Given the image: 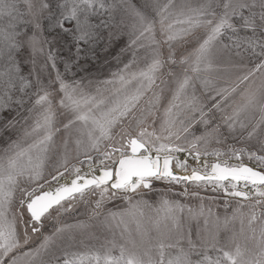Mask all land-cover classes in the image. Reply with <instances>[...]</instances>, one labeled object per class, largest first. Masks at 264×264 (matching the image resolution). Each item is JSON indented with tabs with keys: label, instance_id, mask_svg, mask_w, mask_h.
Wrapping results in <instances>:
<instances>
[{
	"label": "snow or ice",
	"instance_id": "obj_1",
	"mask_svg": "<svg viewBox=\"0 0 264 264\" xmlns=\"http://www.w3.org/2000/svg\"><path fill=\"white\" fill-rule=\"evenodd\" d=\"M233 57L255 66L222 86ZM257 72L264 0H0V264H264ZM176 185L237 210L185 230Z\"/></svg>",
	"mask_w": 264,
	"mask_h": 264
},
{
	"label": "rangeland",
	"instance_id": "obj_2",
	"mask_svg": "<svg viewBox=\"0 0 264 264\" xmlns=\"http://www.w3.org/2000/svg\"><path fill=\"white\" fill-rule=\"evenodd\" d=\"M118 50H119V46L113 48L112 52L108 56V59L110 60L111 56L114 55ZM254 66H255L254 63H251V65H250V63L247 60H245L243 63H239L237 58L233 57L232 62L230 63L227 60V58H223L221 60V62L219 63V65L217 66V71L219 73L218 83L222 86L225 84L234 83L238 76L246 74L250 69H253ZM112 67L114 69V67H115L114 63L112 65ZM92 76L94 79H96L98 81H102L104 79H107L108 78V68H104L102 73H97L93 70ZM255 79H256V83L259 84L260 80L264 79V75L257 72L255 74ZM98 86L101 88L102 91L105 88L104 85H98ZM197 134H199V129L197 130ZM237 146H240V145H237ZM0 147H3L2 143H0ZM208 159H209V162H211L214 158L209 157ZM231 162H234V161H231ZM245 162H247V161H245ZM189 165L195 166L194 162L191 159H189ZM174 170H176L177 172H180V173H185V172L180 171L179 169L174 168ZM188 173H190V169H189ZM156 187L158 189H165L167 187V185L157 183ZM182 189H183L182 185L174 186L172 193L167 194V198L169 200H172V201H179L181 204L186 206L184 212L182 214H180L181 215V221L184 224L185 230H187L189 227H192L194 229L196 226V223H197L195 220L189 219L188 211H187L188 207H191L193 209H198L202 204L206 214H207V211L209 209H211V212L213 215L210 218L209 227L213 226L214 218L216 216H219L221 218V221H222L225 216L231 217L233 215V212L237 210L238 198L237 199H230L228 204L225 205V202H224L225 198L223 196H221L220 194H216L218 198L215 200H211V199L206 198L203 201H201L195 197H191V196L185 197V196L175 194V193L181 192ZM188 190H189V192H192V191H195L196 189L192 186H189ZM200 194H201V196H205V197H210L213 195L210 191L205 192L203 189L200 190ZM159 199H160V197L156 196V195H153L151 197V202H152L153 206H155V204L157 203V201ZM243 203H247V202H243ZM109 207H112V206L109 205ZM145 211L149 215L153 214L152 209H145ZM240 211L242 213V218L244 221L243 233L240 232L241 217L238 216L237 219L232 224L229 225V229H230L229 232H225V231H223V229H221L220 238H221L222 243L225 242L226 237L231 234V231H235V233H236L235 243H239L242 246L246 243H250L249 237L251 236V231L248 228V217H249L252 210L250 208L245 207V208L241 209ZM262 211H264V209L257 208L256 209L257 216H259ZM79 218L80 219H86L85 216H80ZM199 223L201 226H203V224H204V218L203 217L200 218ZM255 226L257 227V230H258L259 224L255 225ZM132 227L134 228L135 225H132ZM115 231H116V239L119 240V238H120L119 237V229H116ZM107 235H111V233H107Z\"/></svg>",
	"mask_w": 264,
	"mask_h": 264
},
{
	"label": "water",
	"instance_id": "obj_3",
	"mask_svg": "<svg viewBox=\"0 0 264 264\" xmlns=\"http://www.w3.org/2000/svg\"><path fill=\"white\" fill-rule=\"evenodd\" d=\"M174 171H176V170H174ZM177 172V171H176ZM179 175H188V174H190V173H180V172H177Z\"/></svg>",
	"mask_w": 264,
	"mask_h": 264
},
{
	"label": "bare ground",
	"instance_id": "obj_4",
	"mask_svg": "<svg viewBox=\"0 0 264 264\" xmlns=\"http://www.w3.org/2000/svg\"><path fill=\"white\" fill-rule=\"evenodd\" d=\"M181 159H183V154H181Z\"/></svg>",
	"mask_w": 264,
	"mask_h": 264
},
{
	"label": "trees",
	"instance_id": "obj_5",
	"mask_svg": "<svg viewBox=\"0 0 264 264\" xmlns=\"http://www.w3.org/2000/svg\"><path fill=\"white\" fill-rule=\"evenodd\" d=\"M250 63V62H249ZM250 65H251V63H250Z\"/></svg>",
	"mask_w": 264,
	"mask_h": 264
}]
</instances>
